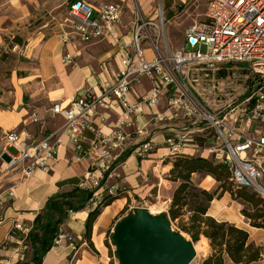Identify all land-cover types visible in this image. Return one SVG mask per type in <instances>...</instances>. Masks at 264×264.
Instances as JSON below:
<instances>
[{
	"label": "crops",
	"instance_id": "1",
	"mask_svg": "<svg viewBox=\"0 0 264 264\" xmlns=\"http://www.w3.org/2000/svg\"><path fill=\"white\" fill-rule=\"evenodd\" d=\"M71 1L73 0H69ZM88 1L93 4L101 1L124 3L125 11L122 20L114 26V34L86 42L73 32H68L67 39L63 38L64 32H53L45 38L29 42L21 52L28 60V66L20 68L23 69L20 75L17 73L16 78L12 77L8 89L0 93V151L4 160L1 169H6V174L16 170L8 185L2 187L0 184V264H14L26 257L27 247L23 239L26 235L21 227L31 229L36 215L46 206L51 196L82 188L81 179L92 167L97 156L94 143L99 142V147L106 146L101 139L110 133L122 110L119 105L99 108V112H104L107 118L105 121L97 119L94 128L85 129L84 137L80 141L85 150L83 154L78 153L77 146L69 134H64L63 141L56 146L55 156L49 160L48 168L38 167L33 173L25 174L20 165L7 167L4 147L9 152L11 147L15 148L6 145L4 136L7 130H25L31 140L41 139L64 122L63 115L51 110L56 101L65 98L62 103L66 105L72 97L88 91L100 92L106 84L113 81L115 73L122 68L119 48L120 45L132 41L134 36L137 13L134 1ZM153 1L137 0L144 15L156 16L157 8H154ZM22 2L23 0H0V39L3 36L4 24L10 17L18 15L13 14L15 11L23 10ZM145 41L144 53L147 58H153L154 49L149 45V41ZM67 53L72 55L70 62L63 60ZM151 86V79L143 75L133 82L128 92L129 101L138 103L132 112L135 123L126 126L131 135L119 157L114 160L111 175L108 174L103 179V189L115 185L117 192L115 199L103 206L94 222L91 240L95 249L86 237V221L92 208V205L86 202L68 212L60 224L59 231L68 233L70 237L63 238L58 243L54 242L44 254L41 264H110V250L105 244L107 230L109 227L113 228L122 217L120 212L125 206L142 203L153 209L155 204L164 202L168 210L178 184V181L169 175L171 159L176 155L169 149L167 138L170 135L178 132L188 135L189 140L184 142L179 153L212 155L209 149L219 143L218 137L211 130H207L208 125L201 118L185 117L169 108L167 90L162 92L156 103L141 101L142 95ZM32 112L43 116L44 123L34 121ZM234 115L235 113H232L231 117ZM245 120L240 123L242 126ZM250 122L248 133L255 128L264 132V117L253 118ZM140 127L145 128V134L138 133ZM145 139H150L153 147L146 155H141L136 149ZM192 178L201 187L211 189L217 185V180L210 174L194 172ZM148 202L154 203L149 205ZM241 207L242 203L226 191L221 197L212 199L207 212L218 219L229 220L246 228L250 242L264 244V228L250 224L241 212ZM225 264L246 263L235 262L226 255ZM248 264H264V256Z\"/></svg>",
	"mask_w": 264,
	"mask_h": 264
},
{
	"label": "built area",
	"instance_id": "2",
	"mask_svg": "<svg viewBox=\"0 0 264 264\" xmlns=\"http://www.w3.org/2000/svg\"><path fill=\"white\" fill-rule=\"evenodd\" d=\"M205 1V21L187 26L184 42L167 54L161 51L159 42L165 28L164 2H159L155 17L144 15L137 4L134 36L132 41L120 45L122 68L115 73L113 81L106 84L100 92L88 91L72 97L66 105L62 103L65 98L56 101L51 110L63 115L64 122L37 141L31 140L25 130H7L4 136L6 145L14 146L17 150L12 153L4 147L7 167L20 165L25 174L33 173L38 167L48 168L49 160L55 156L56 146L63 141L64 134H69L78 153L83 154L85 150L80 141L85 129L94 128L97 119L105 121L107 118L104 112H99V108L119 105L122 110L112 130L101 139L106 146L99 147V142L94 143L97 156L80 183L82 188L93 190L88 203L92 207L101 205L107 194L115 195L117 192L115 185L103 189V179L108 174L111 175L114 160L119 157L131 135L126 126L135 123L132 112L138 103L129 101L128 92L133 82L146 75L151 79L152 86L142 95L141 101L156 103L162 92L167 90L169 108L185 117H199L205 123H211L218 132V139H221L209 149L212 155L228 164L230 178L237 185L248 186L264 196V132L255 128L248 133L250 121L264 117V0ZM173 3L177 4L176 0ZM124 11L125 5L121 1L93 4L88 0H73L68 3L70 32L86 42L111 36L114 34V26L122 20ZM63 38H68V32L63 33ZM145 40L154 49L153 58H147L144 53L142 43ZM63 60L70 62L72 55L65 54ZM229 61L244 63L254 77L251 94L247 97L254 100L252 113L244 125L238 128L228 122L226 116L221 117L204 105L195 94L199 87L203 92H217L220 85L215 81L201 86V70L205 78L210 75L208 70ZM31 117L34 121L44 123L43 116L36 112H32ZM237 119L238 116H235L234 120ZM138 133L145 134V128H138ZM188 140L189 137L184 132L170 135L167 138L170 152L179 153ZM152 147L151 140L145 139L136 150L139 154L146 155ZM139 205L141 204L129 206L130 211H134ZM21 229L25 235L30 230L25 226ZM66 237L70 235L59 231L54 242L58 243Z\"/></svg>",
	"mask_w": 264,
	"mask_h": 264
},
{
	"label": "trees",
	"instance_id": "3",
	"mask_svg": "<svg viewBox=\"0 0 264 264\" xmlns=\"http://www.w3.org/2000/svg\"><path fill=\"white\" fill-rule=\"evenodd\" d=\"M171 162L169 175L178 184L169 208L163 214L171 224L175 221L182 230L190 233L193 239L197 240L202 235L209 239L212 252L204 264H225L226 255L235 262L246 264L262 258L264 244L250 242L246 228L229 220L218 219L207 211L212 199L229 191L233 198L242 203L241 212L250 224L264 228V196L248 186L237 185L230 178L228 164L212 155L177 153ZM194 172L212 175L217 185L211 189L198 186L192 178ZM92 194L93 190L79 187L51 196L46 206L36 215L28 234L23 236L27 247L26 257L14 264H41L44 254L54 244L60 224L68 212L84 205ZM115 197L107 194L101 205L93 206L89 211L86 237L92 246L94 222L103 206L110 204ZM110 264L121 263L111 260Z\"/></svg>",
	"mask_w": 264,
	"mask_h": 264
},
{
	"label": "rangeland",
	"instance_id": "4",
	"mask_svg": "<svg viewBox=\"0 0 264 264\" xmlns=\"http://www.w3.org/2000/svg\"><path fill=\"white\" fill-rule=\"evenodd\" d=\"M132 1H134L135 8L137 9V0ZM68 2L69 0H23V10L18 9L15 11L13 14L17 13L18 15L10 17L4 24L3 36L0 39V93L4 89H8L12 77L16 78L17 73L20 75L21 70H23L20 68L28 66V60L21 52L26 49V45L29 42L45 38L53 32L63 33L71 31V21L67 7ZM159 2H164L165 4L166 19L165 28L162 31L159 42L161 51L167 54L171 49H175L184 42L187 26L205 21L207 4L205 0H176L177 4H174L173 0H154L155 9L159 5ZM144 44H146V41L142 43L143 46ZM203 50H205V46H203ZM208 71L210 75L203 78V71L201 70V86L211 84L213 81L217 82L220 86L217 87V92L215 93L203 92L202 88L199 87L198 92L196 91L195 93L196 96L213 112L221 117L223 115L226 116L225 119L228 122H231L237 128L240 127V123L252 113L251 108L254 106V100L247 99L251 94L254 83L251 70L244 63L229 61L219 63L215 69ZM193 83L197 86L195 81ZM232 113H235L234 117L238 116L237 120L231 117ZM206 124L208 125L207 130H211L212 133L218 136V132H216L214 126L209 122ZM10 150L13 153L17 152L13 147ZM3 162V154L0 151V184L2 187L11 182L10 177L16 172L14 170L6 174V169H1ZM153 203L148 202L149 205ZM140 204L143 205L142 203ZM155 206L161 210L156 211L157 208L155 207L151 209L154 213L167 211L164 202L155 204ZM128 212H131L129 205L121 210L120 215L123 216ZM172 226L176 230L183 231L188 238L193 239L191 234L182 230L175 221L172 222ZM111 233H113V228L109 227L105 244L110 250L111 260L115 261V263H120ZM205 238L202 235L197 240L193 239L195 245H203L205 250H200L199 253L196 251V256L190 264H204V260L211 254L212 247L210 241L208 238Z\"/></svg>",
	"mask_w": 264,
	"mask_h": 264
},
{
	"label": "water",
	"instance_id": "5",
	"mask_svg": "<svg viewBox=\"0 0 264 264\" xmlns=\"http://www.w3.org/2000/svg\"><path fill=\"white\" fill-rule=\"evenodd\" d=\"M113 240L121 264H190L197 253L193 239L146 205L117 220Z\"/></svg>",
	"mask_w": 264,
	"mask_h": 264
},
{
	"label": "bare ground",
	"instance_id": "6",
	"mask_svg": "<svg viewBox=\"0 0 264 264\" xmlns=\"http://www.w3.org/2000/svg\"><path fill=\"white\" fill-rule=\"evenodd\" d=\"M151 210V209H150ZM152 211V210H151ZM158 211V210H156ZM205 238V237H204ZM206 239V238H205ZM206 241V240H205ZM196 251L199 253L200 250H205V247L203 245L197 244L195 245Z\"/></svg>",
	"mask_w": 264,
	"mask_h": 264
}]
</instances>
